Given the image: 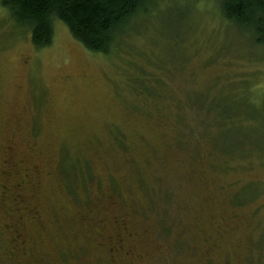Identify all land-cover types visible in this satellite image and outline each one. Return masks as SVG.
<instances>
[{"label": "rangeland", "instance_id": "1", "mask_svg": "<svg viewBox=\"0 0 264 264\" xmlns=\"http://www.w3.org/2000/svg\"><path fill=\"white\" fill-rule=\"evenodd\" d=\"M158 1L109 53L0 8V264H264V47Z\"/></svg>", "mask_w": 264, "mask_h": 264}, {"label": "trees", "instance_id": "2", "mask_svg": "<svg viewBox=\"0 0 264 264\" xmlns=\"http://www.w3.org/2000/svg\"><path fill=\"white\" fill-rule=\"evenodd\" d=\"M157 1L0 0V8L8 12V21L14 28L29 33L31 42L37 49L48 47L53 43L54 24L58 20L66 25L72 37L87 50L109 53L118 42L122 26L140 13H144L149 5ZM218 2L225 22L250 31L256 43L264 47V0H219ZM122 140H118L120 147L124 146ZM89 170L87 165V180H92L93 176ZM62 173L65 174L63 178L66 186L73 193L77 183L86 181L76 166L63 167Z\"/></svg>", "mask_w": 264, "mask_h": 264}, {"label": "flooded vegetation", "instance_id": "3", "mask_svg": "<svg viewBox=\"0 0 264 264\" xmlns=\"http://www.w3.org/2000/svg\"><path fill=\"white\" fill-rule=\"evenodd\" d=\"M4 188H6V187H4ZM5 190V189H4ZM5 192V191H4ZM7 227H5V229H6ZM3 227L2 228H0V231H3V230H5Z\"/></svg>", "mask_w": 264, "mask_h": 264}]
</instances>
